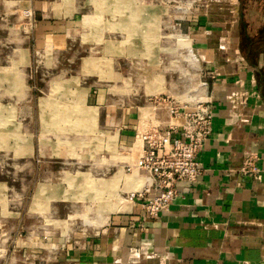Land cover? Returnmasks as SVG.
I'll list each match as a JSON object with an SVG mask.
<instances>
[{
	"label": "rangeland",
	"instance_id": "rangeland-1",
	"mask_svg": "<svg viewBox=\"0 0 264 264\" xmlns=\"http://www.w3.org/2000/svg\"><path fill=\"white\" fill-rule=\"evenodd\" d=\"M121 1L118 16L111 0H89L95 12L83 19L88 29L80 21L73 23V31L79 33L68 41L70 50L59 55L31 49L22 54L17 44L0 40V208L5 214V220H0V264H32L41 255L60 258L73 241L94 234L111 215L127 210L126 197L134 191L131 188L140 175L145 177L125 171L139 153L141 144L135 136L158 121L160 129L166 128L171 119L166 102H208L214 116L212 84L217 78L210 79L207 58L197 55L188 35L193 29L212 28L205 24L211 15L213 20L226 21L221 23L222 35L225 31L230 37L239 34L236 0H139L152 3L148 6ZM244 3L246 6L239 4V8L247 33L264 34L260 0ZM23 19L17 25L26 24L29 30V21L34 19ZM26 45L31 48L33 44L27 41ZM189 50L196 63L187 59ZM79 63L88 75L87 79L83 76V82L88 80L89 85L98 75L104 79L100 83L106 84L90 85L88 94L94 101L89 98L87 102L82 84L71 78L76 75L73 66ZM112 63L122 64L116 72L120 82L113 77L116 70ZM67 64L70 71L66 72ZM43 65L45 69L40 71ZM53 65L63 78L57 75L53 80V74L49 78ZM49 80H53L50 86ZM114 85L123 87L124 95L135 102L112 105L107 92ZM253 92L255 97L257 91ZM253 92L237 81L229 93L230 112L243 120L242 124L251 123L242 113ZM15 94L24 98L14 102ZM97 94L104 96L96 100ZM112 99L117 100L115 96ZM106 105L108 109H128L126 117L133 125L126 121L121 127L101 123V109ZM85 107L97 109L88 112ZM248 154L257 157L258 165V154ZM93 163L105 170L104 176H91L96 170Z\"/></svg>",
	"mask_w": 264,
	"mask_h": 264
},
{
	"label": "crops",
	"instance_id": "crops-1",
	"mask_svg": "<svg viewBox=\"0 0 264 264\" xmlns=\"http://www.w3.org/2000/svg\"><path fill=\"white\" fill-rule=\"evenodd\" d=\"M129 2H136L138 6L152 4L139 0ZM244 2L236 0L238 6L235 9H240L239 4L244 8L247 4ZM121 3V0H111L113 13L118 16ZM260 6L263 8L261 15L264 16V0H260ZM26 10L32 12L34 19L33 23L29 21V30L26 24L17 25L24 21L23 13ZM94 12L95 8L89 0H0V40L17 44L22 54L31 49V52L39 54L59 55L70 50L69 42L79 33L73 31L72 24L80 21L82 27L88 29L83 19ZM35 16L40 19L35 21ZM210 17L205 24L212 25V28L193 29L188 35L197 55L206 57L205 62L210 70H216L219 74L212 84V134L198 155L203 174L194 184L176 183L175 200L157 218H147L142 209V204L153 193L143 199L128 200L127 210L111 215L108 222L94 234L73 241L60 258L55 259V254L50 257L41 255L32 264H264V47L253 46L251 55L254 56L248 57L249 53H241L239 47L241 35L230 37L226 31L222 35L221 23L226 21L221 18L213 20L212 15ZM27 41L28 44L32 42L31 48L26 45ZM254 60L255 66L249 64ZM112 65L116 70L113 77H118L120 82V74L116 72L121 70L122 64ZM44 66L40 71L45 69ZM68 67L69 64L63 71H70ZM56 68L53 65L51 71ZM82 68L81 63L74 65L76 75L71 78L78 79L82 84L87 102L94 101V96L88 94L90 85L101 87L106 84L100 83L102 79L98 75L89 85L88 80L83 82V76L85 79L88 75L83 74ZM51 71L49 78L53 74V80L57 75L64 77ZM53 80H49L48 86ZM237 81L249 92H253V89L257 91V96L254 97L253 92L250 105L241 112L246 121L250 120V124H242L243 120L230 112L228 96ZM122 89L114 85L107 92L112 105L125 101L130 106L135 102L134 98L124 95ZM15 96L14 102L24 98L23 95ZM102 96L97 94L95 99L99 100ZM1 102H7V99ZM108 105L101 109V123L121 127L126 125V121L128 126L133 125V120L126 117L128 109H108ZM87 109L88 112H95L97 108H84ZM93 116L97 122V112ZM125 133L128 132L122 134ZM123 139L131 141V138ZM115 145L118 146V143ZM253 152L260 158L259 181L238 172L245 155ZM93 165L96 170L91 171V176H104L105 170L98 163ZM2 218L5 220V214L0 208V220Z\"/></svg>",
	"mask_w": 264,
	"mask_h": 264
},
{
	"label": "built area",
	"instance_id": "built-area-1",
	"mask_svg": "<svg viewBox=\"0 0 264 264\" xmlns=\"http://www.w3.org/2000/svg\"><path fill=\"white\" fill-rule=\"evenodd\" d=\"M24 15L32 17V12L26 10ZM218 75L216 70L209 73L212 80ZM200 84L202 87L207 86L206 83ZM165 106L171 118L166 128L160 129L161 122L158 121L148 130L139 132L135 136V141L141 144L136 161L133 165L125 166L127 173L135 170L138 175L144 174L149 182L126 197L132 202L135 198L143 199L153 193L142 204L144 214L149 219L157 218L175 200L176 183L194 184L203 174L198 155L213 130V114L208 102L185 105L166 102ZM171 121H174L173 125ZM256 161L255 155L246 154L238 172L259 181L261 171Z\"/></svg>",
	"mask_w": 264,
	"mask_h": 264
},
{
	"label": "trees",
	"instance_id": "trees-1",
	"mask_svg": "<svg viewBox=\"0 0 264 264\" xmlns=\"http://www.w3.org/2000/svg\"><path fill=\"white\" fill-rule=\"evenodd\" d=\"M239 22H240V28H241L240 33H239L241 35L239 47H240L241 53L248 52L249 53L248 57H249L251 55L253 46L257 45L256 48L264 47V34L259 31L256 35L250 36L247 33L246 31L247 26L245 22L243 21V14H242L241 8L239 11ZM252 56L254 55H251L250 57ZM249 64L255 66L256 61L255 60L253 62L249 61Z\"/></svg>",
	"mask_w": 264,
	"mask_h": 264
},
{
	"label": "bare ground",
	"instance_id": "bare-ground-1",
	"mask_svg": "<svg viewBox=\"0 0 264 264\" xmlns=\"http://www.w3.org/2000/svg\"><path fill=\"white\" fill-rule=\"evenodd\" d=\"M187 59H189V60H191L192 62H195L196 60H195V57L193 56V55H191V50H189L188 52H187ZM196 63V62H195ZM203 101L205 100V98L204 99H202ZM135 171V170H134ZM136 172V171H135ZM137 173V172H136ZM140 178V180L139 181H137L136 182V184H134L133 185V188H131V190H134V191H131L130 193H133V192H135L136 190L137 191H139L141 188H143V187H145L149 182H148V180H146V178L143 176H140L139 177ZM136 189V190H135ZM129 200V199H128ZM130 201V200H129Z\"/></svg>",
	"mask_w": 264,
	"mask_h": 264
}]
</instances>
